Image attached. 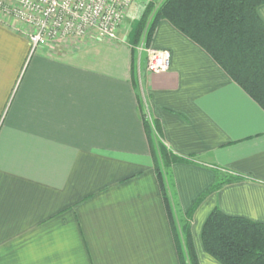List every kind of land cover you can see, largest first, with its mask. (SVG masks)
Listing matches in <instances>:
<instances>
[{"label": "crops", "instance_id": "1", "mask_svg": "<svg viewBox=\"0 0 264 264\" xmlns=\"http://www.w3.org/2000/svg\"><path fill=\"white\" fill-rule=\"evenodd\" d=\"M128 33L32 50L28 26L0 20V264H181L144 104L171 149L207 164L171 167L182 218L216 183L209 165L243 176L188 219L200 264H221L201 240L213 208L264 223V109L168 20L151 42L171 52L162 73Z\"/></svg>", "mask_w": 264, "mask_h": 264}, {"label": "trees", "instance_id": "2", "mask_svg": "<svg viewBox=\"0 0 264 264\" xmlns=\"http://www.w3.org/2000/svg\"><path fill=\"white\" fill-rule=\"evenodd\" d=\"M261 5L264 0H149L141 16L130 24L129 43L135 52L139 46L150 47L160 21L167 19L203 47L264 109V21L258 13ZM141 113L179 259L181 264H200L188 219L209 192L243 176L209 165L217 181L187 211L181 235L172 213L168 182L171 167L181 162L207 164L171 149L150 108L144 104ZM201 240L206 253L221 264H264V223L231 216L215 207L204 222Z\"/></svg>", "mask_w": 264, "mask_h": 264}, {"label": "built area", "instance_id": "3", "mask_svg": "<svg viewBox=\"0 0 264 264\" xmlns=\"http://www.w3.org/2000/svg\"><path fill=\"white\" fill-rule=\"evenodd\" d=\"M135 0H0V20L30 28L32 50L64 38H81L96 31L102 38L116 40L118 29ZM150 73L170 67L171 52L144 48Z\"/></svg>", "mask_w": 264, "mask_h": 264}, {"label": "rangeland", "instance_id": "4", "mask_svg": "<svg viewBox=\"0 0 264 264\" xmlns=\"http://www.w3.org/2000/svg\"><path fill=\"white\" fill-rule=\"evenodd\" d=\"M149 2V0H135L134 4L132 5V7L130 8V10L128 11L126 17L124 18L123 22L121 23V25L119 26L118 32L119 35H125L128 31H130V24L135 20L138 19L141 14L144 11L145 6L147 5V3ZM134 16H138L137 18H132ZM163 20H167V19H163ZM117 32V34H118ZM171 197V196H170ZM171 199V205H172V213L174 216V219L176 220L177 226L179 231L181 232V235L183 234V229H184V224L186 225V219L185 217H181V214L178 210V206L175 202V199L170 198Z\"/></svg>", "mask_w": 264, "mask_h": 264}]
</instances>
